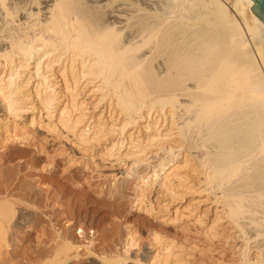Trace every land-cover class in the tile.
I'll return each mask as SVG.
<instances>
[{"label": "bare ground", "instance_id": "obj_1", "mask_svg": "<svg viewBox=\"0 0 264 264\" xmlns=\"http://www.w3.org/2000/svg\"><path fill=\"white\" fill-rule=\"evenodd\" d=\"M252 5L251 0H0V59L9 68L7 79L0 78V99L17 115L24 107L21 71L32 64L39 77L44 60L56 59L77 83H98L102 98L122 115V130L154 113L168 117L166 135L176 129L179 137L169 148L176 153L170 150L156 174L163 171L169 183L180 155L198 168L206 191L245 242L243 263L264 264V23L250 11ZM46 80L42 76L45 90ZM51 94L44 93V107ZM62 122L76 127L80 120L68 116ZM23 209L16 212L11 200H0V255L11 226L27 220ZM156 242L161 258L157 254L150 262L169 264V245Z\"/></svg>", "mask_w": 264, "mask_h": 264}, {"label": "rangeland", "instance_id": "obj_2", "mask_svg": "<svg viewBox=\"0 0 264 264\" xmlns=\"http://www.w3.org/2000/svg\"><path fill=\"white\" fill-rule=\"evenodd\" d=\"M0 61L6 80L9 68ZM33 66L17 78L22 110L10 114L0 99V200L24 208L27 219L11 226L0 264H152L161 253L155 241L169 245V264H244L245 242L206 191L199 169L180 155L172 168L178 176L168 183L163 171L156 174L176 153L169 148L179 137L176 129L166 135L168 117L154 113L122 130V115L98 83H77L56 59L44 60L39 77ZM68 116L81 125L63 126Z\"/></svg>", "mask_w": 264, "mask_h": 264}, {"label": "water", "instance_id": "obj_3", "mask_svg": "<svg viewBox=\"0 0 264 264\" xmlns=\"http://www.w3.org/2000/svg\"><path fill=\"white\" fill-rule=\"evenodd\" d=\"M253 5L249 7L250 11L264 23V0H251Z\"/></svg>", "mask_w": 264, "mask_h": 264}]
</instances>
